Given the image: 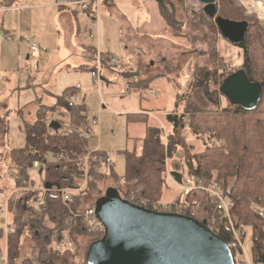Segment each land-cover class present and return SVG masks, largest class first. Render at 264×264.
<instances>
[{
    "label": "trees",
    "instance_id": "trees-1",
    "mask_svg": "<svg viewBox=\"0 0 264 264\" xmlns=\"http://www.w3.org/2000/svg\"><path fill=\"white\" fill-rule=\"evenodd\" d=\"M155 1L164 26L166 28L172 26L175 23L172 0ZM84 11L95 17L96 11L93 8L88 7ZM201 12L203 13L202 10ZM243 12V8L237 5L235 0H218V16L247 23L243 40L233 45L239 46L243 51L241 69L247 79L250 82L261 83L264 81V73L262 74L264 54L260 51L263 49L260 33L255 28L258 26L256 22L258 20L254 15L244 16ZM251 32L254 34L251 35ZM253 49L257 50V53ZM107 58V54L101 53L102 63L106 62ZM136 72L133 68L122 72L128 79V87L133 90L148 89L154 78L138 80L137 77L129 79L125 75V73L136 75ZM231 73L218 78L215 66L213 69L197 67L192 88L198 89L196 94L202 91L204 96H211L217 90L215 88L209 91V83L217 85L218 79L223 81ZM70 94L67 88L58 96L59 108L66 107V99ZM180 96L182 95H178ZM183 99L178 100L176 96L173 110L165 117L166 128L150 125L144 118L128 114V121H143L146 126L144 135L135 139V142L140 143L139 150L133 147L119 151L124 158L122 179H118L114 171V158L111 164L98 159L99 156L105 157L108 154L101 149L90 155L87 179L84 178L83 156L89 148V139L81 140L76 128L88 120L85 105L66 107L65 116L69 126L65 132H59L58 126L56 128L52 126L45 107L37 110L33 122H23L24 145L8 148L6 165L13 175V187L21 189V195H24L17 198L9 197L7 202L8 212L11 213L10 225L13 226V231L8 232L6 236L7 264H69L66 259L56 263V260L60 259L58 250L54 248L56 241L62 243L66 237L68 244L77 245L80 237L90 238L91 243L102 236L87 233L82 228L80 219L68 212L60 195L50 191L42 194L41 189L45 184L76 190L86 183L83 190L70 194L73 212L84 206L87 193L97 189L98 181L105 178L115 182V186L108 188L115 189L121 197L135 193L139 198L157 201L163 197L169 186L166 178L167 161L175 156L178 150L183 151L181 156L183 161L186 160V166L183 172L168 170L173 180L178 184H191L190 180L194 178L195 182L192 184L196 186L198 184L196 181L199 180L201 181L199 184L204 187H209L212 181H216L223 198L230 202L229 212L236 229L242 236H245L246 228L251 230L254 263L264 264V217H260L255 209L259 206L264 207V85L258 105L251 109L229 103L230 106L221 110L210 111L201 107L197 101L191 100L184 104L182 112H178L179 101ZM185 99H190V96ZM185 129L195 135L207 134L213 140L212 144L204 146L199 151H192L184 133ZM35 161L40 163L35 171L42 174L43 178L42 186L38 189H35L36 183L29 173ZM228 179H232L229 186ZM180 191V196L176 200L180 204L177 211L204 223L221 239L229 242L232 231L227 219L222 217V211L216 207V197L197 187ZM102 195L99 190L97 198L91 199L90 203L95 206ZM40 197L42 201L38 202ZM35 204L39 210L38 214L36 217H29L28 214L34 210ZM45 217L53 227L49 228L43 224L42 218ZM26 233H29L36 249L35 261L21 255L22 237ZM3 235L4 230L0 227V240ZM85 257L86 253L82 264H86Z\"/></svg>",
    "mask_w": 264,
    "mask_h": 264
},
{
    "label": "rangeland",
    "instance_id": "rangeland-1",
    "mask_svg": "<svg viewBox=\"0 0 264 264\" xmlns=\"http://www.w3.org/2000/svg\"><path fill=\"white\" fill-rule=\"evenodd\" d=\"M1 1V0H0ZM3 1L5 3H3ZM2 5H10L11 0H3ZM26 6L27 0H21ZM55 0H42L46 7H40L39 1L35 2L34 6L25 7L20 9V21L22 31L26 30L28 33H32L36 38L41 35L42 49L34 48L33 54L30 52L31 58L26 59L19 58L17 63L15 60L11 64V68L4 69L0 66V94L4 97L0 99V104L3 107H11V112L3 115L4 120L8 126L7 138L9 144L5 141V136L0 133V205L8 202L9 197L17 198L24 196L21 189H16L12 185V174L7 168L9 147H22L24 145V135L22 132L23 122H33L36 117V112L42 105H46L50 108L54 104H57V97L62 91L70 86H80V89H76L74 94H70L72 99L76 103H80L85 99L86 108L88 110V118L92 112H99V129L98 126L94 128L95 134L98 135V140H89L90 147L97 145L99 142L101 149L107 151V153H117V151H123L124 149L133 148V141L129 137L142 136L143 135V121L132 122L129 121L126 127V114L130 111H135L139 106L140 98H137L136 91L130 89L131 95L126 97L124 84L120 79L112 87L105 86L101 80L100 87H96L93 83L90 71L87 69H81L76 71L67 72L65 68L60 69L58 65H64V51L69 47L64 41L65 29L62 26L63 31L58 33V29L54 22V13L57 7L52 5ZM99 0L98 7V26L99 30V48L103 53H112L115 55L117 62H120L122 57H125L119 47L121 46L120 32L125 34V29L119 26V20L110 15L111 6L115 7L122 13L125 18L127 15L131 22L130 33L126 35V43L133 44L142 48L145 44V39H157L156 50L152 55L154 64L152 67L142 66V71L152 72L153 68H157L155 71L156 76L149 78L161 77L168 74V84L161 79V83L158 86H154L157 89L153 91L155 94H151L147 89L144 90V94L149 107L161 109L159 113L164 110H168L174 107L175 98L177 96L179 101V111L182 112L184 104L194 100L207 110L217 111L225 107L230 106L228 100L220 94L218 86L222 80L218 79L217 85L209 83V91L216 88V93L211 96H204L201 91L199 94L198 89H193V76L197 67H205L213 69L216 67V74L218 78L223 74L226 75L230 72L241 69L242 64V49L239 46L233 45L229 41L225 40L214 23V20L203 12H201V2L197 0H172L173 9L172 12L175 16V23L172 26H168L165 30L164 21L159 13L158 7L154 1L145 0ZM261 1L264 6V0ZM218 4V0H216ZM236 4L241 6L244 10V16L254 15L258 21V29L263 49L260 51L264 54V20L261 19L251 6L249 0H235ZM143 4V5H142ZM14 11V10H13ZM138 12H150L147 13L151 18L150 25H137ZM204 14V15H203ZM134 17V18H133ZM137 17V18H136ZM113 19V20H112ZM149 19V20H150ZM70 26L75 29L73 19L70 18ZM254 22L253 20H250ZM27 23L26 25H24ZM85 25V22H82ZM144 25V26H143ZM93 26H89L86 31L87 43L91 44L96 40V31ZM122 28V29H121ZM93 30L95 33V39L90 38L89 34ZM253 31H255L253 29ZM254 34L251 32V35ZM124 37L122 36V39ZM14 41L13 46L19 44L21 40L12 36ZM22 45H24L22 43ZM255 47V45H253ZM16 50V49H14ZM254 50V49H253ZM11 54V49L8 50ZM257 53V50H254ZM97 55V52H95ZM12 54H15L14 51ZM95 55V56H96ZM10 56V55H8ZM11 59H7V64ZM116 64V63H115ZM103 65H107L105 62ZM155 66V67H154ZM135 70V69H134ZM124 71H127L125 69ZM52 73L54 77H52ZM137 73V72H136ZM264 73V70L262 74ZM125 75L131 79L137 77V74L125 73ZM134 75V76H133ZM132 76V77H131ZM126 78V77H125ZM127 79V78H126ZM128 80V79H127ZM140 80V79H139ZM142 83V82H141ZM24 87L17 89V86ZM153 87V88H154ZM152 89V88H151ZM107 90V91H106ZM176 92V94H175ZM122 95V96H121ZM151 95L157 96V98H151ZM178 95H182L178 97ZM100 96L103 97L101 102ZM175 96V97H174ZM190 96V99H185ZM50 100H54L50 104ZM103 104V106H102ZM157 105V106H156ZM57 108H59L57 106ZM55 108V109H57ZM54 109V110H55ZM48 118L52 120L56 119L60 121L59 132H65L68 130L69 121L67 117L61 113L51 112L50 109L45 107ZM65 111V109H63ZM20 113V114H19ZM51 113V116L49 114ZM159 116V115H157ZM49 118V119H50ZM188 121V119H186ZM132 122V123H131ZM100 133L98 134L97 132ZM188 142L191 144L192 151H199L204 146L212 144L213 140L208 137L207 134L195 135L191 131H184ZM139 150V145L135 146ZM175 156H172L167 161L166 178L168 181V189L164 192L161 199L153 202L168 203L177 202V198L180 196V189H190L188 187L192 185L178 184L168 173V170H185L186 160L183 161L182 150H178ZM114 171L118 179L123 178L124 174V158L122 155L114 157ZM13 173V172H12ZM29 173L32 180L36 183L35 189L42 186V174L37 173L35 170L30 169ZM199 180L196 181L198 183ZM201 182V181H200ZM199 182V183H200ZM213 182V181H212ZM228 186L232 182V179H228ZM115 186V182L110 178L99 180L96 184L97 189L88 192L83 202V205H89L90 200L97 198V192L101 190V195L105 189L110 186ZM211 186V185H210ZM209 186V187H210ZM84 187V184L81 185ZM218 191V189H217ZM220 191V187H219ZM22 204V202H21ZM36 205V206H35ZM34 205V210L31 211L28 216L36 217L38 214L37 204ZM230 208V207H229ZM224 211H222L223 217ZM230 213V212H229ZM230 219L226 220L232 227L239 239L242 242L243 251L241 248L236 250V259L240 263L255 264L252 258V240L251 230L245 229V236H242L241 232L236 229L232 217L229 214ZM3 218V216H2ZM11 213L7 214L6 221L10 225ZM226 219V218H225ZM43 224L49 228L53 227V224L48 219L42 218ZM1 222V220H0ZM3 222V220H2ZM7 233H4L3 238L0 240V249L6 247ZM65 236V234H64ZM232 239V238H231ZM90 244V238L80 237L77 240V245L68 244L67 238L64 237L62 243L57 241L54 244V248L58 250L60 259L56 260L59 263L61 259H66L69 264H82L88 245ZM21 255L24 257H30L34 261L36 260V249L31 241L29 233H26L22 237ZM247 259H246V256ZM248 262V263H247Z\"/></svg>",
    "mask_w": 264,
    "mask_h": 264
},
{
    "label": "water",
    "instance_id": "water-1",
    "mask_svg": "<svg viewBox=\"0 0 264 264\" xmlns=\"http://www.w3.org/2000/svg\"><path fill=\"white\" fill-rule=\"evenodd\" d=\"M198 1L225 40L232 44L243 40L245 21L217 16L215 0ZM263 85L264 81L250 82L239 69L229 74L218 90L230 104L251 109L258 105ZM95 214L104 232L89 244L86 264H235L227 242L204 223L179 212L135 205L113 188L96 201Z\"/></svg>",
    "mask_w": 264,
    "mask_h": 264
},
{
    "label": "crops",
    "instance_id": "crops-1",
    "mask_svg": "<svg viewBox=\"0 0 264 264\" xmlns=\"http://www.w3.org/2000/svg\"><path fill=\"white\" fill-rule=\"evenodd\" d=\"M2 1L3 0L0 1V66H3L2 68H4V69H9V68H11L9 66H11V64H13L14 60L18 63L19 58H21V59L23 57H25L26 59L31 58L29 53L30 52L32 53L34 48L29 47L27 45V43L24 41V38H28L30 40V42H35L37 44V48L35 47L36 49H38V48L42 49V46H43L41 35H39V37L36 38L34 34L28 33L26 30L22 31L20 14H19L20 9H25V7L34 6L35 2H37V1H39V4H42V6L39 5L40 7H46L47 5L45 3H42V0H27L28 2L26 4V6L23 4V2L21 0H11V1L6 0V1L11 2L10 5H2ZM112 1L113 0H110L109 3L110 2L112 3ZM145 1H150V0H145ZM151 1H154L157 5V2L155 0H151ZM3 3H5V2L3 1ZM52 5L57 7L56 12L54 13V16H53L55 26L57 27L59 34H61V32L63 31L62 26L66 27V29H65L66 33H65L64 41L68 44V47H69L66 51H64V54H65V57L63 59V60H65L64 65H62V64L58 65V67L60 69L65 68V70L67 72H70V71H76V70H81V69L85 68L88 71H90L95 64V55H96L95 52L107 54V56H112V57L116 58L115 55H113L112 53H103V51L99 48V44H100L99 43V30H100V27L98 26V24H99L98 13H97L98 9L96 11L95 17H91L89 15V13H86L85 11H82V10H80L74 6H66V7L62 8V7L57 5L56 0L52 3ZM98 7H99V4H98ZM157 7H158V5H157ZM110 8H111L110 15L113 16L114 18L118 19L119 20V26H121L122 28L125 29V34H122V30L120 32L121 33L120 34V37H121V44L120 45L121 46L118 49L119 51L122 52V54L125 55V57H122L120 59L119 63L116 60L115 61L116 64L115 63L114 64H107L105 62L107 65H103V67L101 68V80L104 82L105 86L112 87L113 85H115L116 82H118V79H120L122 81V83L124 84L126 97H128L131 95V93H130L131 88L128 87V85H127L128 80L124 77L122 72L125 69L133 68L137 71L136 74H137L138 80L139 79L145 80L149 77L156 76L155 71L157 70V68L155 66H154L155 68H153L154 71H152V72L142 71V66L152 67V65L154 64V59H153L152 55L155 53V51H157L156 50V44H157L156 41L158 38H156V39H153V38L152 39H145V41H144L145 45L142 48H139L138 46H135V45L130 44V43L127 44L126 43L127 41H125V37H126V35H128L130 33V30H133L131 27V22L129 20V18H131V17H129L127 15L124 18L122 13L119 12L115 7L111 6ZM147 13H150V12H147ZM147 13L146 12H138V15H137L138 21L136 23L137 25H141V24H144L147 26L150 25V21H151L150 18L151 17ZM70 18L73 19V24L75 26V29L70 26V23H71ZM82 22H85V25H82ZM26 24L27 23H25L24 25H26ZM88 25L93 26L94 27L93 29H95V31H96L95 32L96 33V40L93 42V39H91V41H92L91 44H88L87 40H86L87 39L86 31H87ZM162 29L165 30L166 27L164 26ZM95 33L93 32V30H91L89 37L95 39ZM7 35L17 37L21 40V42L19 44H16V46H13L14 41L11 39H7L6 38ZM122 36L124 37L123 39H122ZM22 43L24 45H22ZM9 49H11V54H9V52H8ZM14 49H16V50H14ZM13 51L15 54H12ZM8 55H10V56H8ZM7 59H11L9 64H7V62H6ZM52 77H54L53 73H52ZM168 77L169 76L167 73L161 77H156L155 79L152 80V82L150 83V87L147 90H149L151 94H154L153 91L156 90L155 93L157 94L156 87L158 86V83H161V79L164 78V81L168 84V81H169ZM154 86H156V87H154ZM15 88L22 89L24 87H21L19 85ZM67 88L70 90L71 94H74L76 89H80V86L74 85V86H70ZM67 88H65L63 91H65ZM134 91H136V94L138 93L136 95L137 98H140L139 106L137 107V109L135 111L127 112V114H126V127H127L128 123H130L127 119L128 114H134L136 116H139L140 118L141 117L144 118L146 123H148L150 125H159V126H162L163 128H166L167 123H166L165 117L170 111L173 110V107L159 113V111L161 109H159L158 107L156 109L149 107L148 103L146 102L147 100L145 99V97H148V96L146 95V93L144 94V90L135 89ZM175 94H176V92H175ZM3 97L4 96L0 94V99ZM151 98H157V96L151 95ZM67 99H71L73 101L71 95H69L67 97ZM51 102H54V100H50V102H49L50 104H53ZM74 103H75V105L83 104V105H85V108H86L85 99H83L80 103H76V102H74ZM42 107H46L48 109L52 108L51 112H53V111L56 113L59 112V113L65 115V111H66L67 106L57 108V104L56 105L54 104L53 106H50V108L46 105H42ZM53 108L54 109L57 108V109L54 110ZM63 109H65V111ZM12 110H13V108L3 107V105L0 104V133L1 134L3 133L2 135L5 136V141H7V144H9V140L7 138L8 126H7L6 121L3 118V115H5V113L11 112ZM86 112H87V116H89L87 108H86ZM157 115H159V116H157ZM49 116H51V113L49 114ZM49 120L51 122H54L53 127L58 126V130H59V126H60L61 122L56 120V119L52 120L51 118ZM136 121H138V120H135L132 122L134 123ZM55 124H56V126H55ZM143 126H144L143 127V135H144L145 126H146L145 122H143ZM98 129H99V126H98ZM92 133L95 134L94 128H92ZM97 133L99 134L100 131ZM142 136L129 137V139L133 141V145H134L133 147H135L137 144L140 146V143L135 142V139L141 138ZM94 139L98 140L97 136L94 138H90L89 140H94ZM88 146L90 149H93L96 147L98 149H101L99 142L97 143V145H94L93 147H90V145L88 143ZM101 150H103V149H101ZM117 152H119V151H117ZM12 177H13V175H12ZM1 243L2 242L0 241V244Z\"/></svg>",
    "mask_w": 264,
    "mask_h": 264
},
{
    "label": "built area",
    "instance_id": "built-area-1",
    "mask_svg": "<svg viewBox=\"0 0 264 264\" xmlns=\"http://www.w3.org/2000/svg\"><path fill=\"white\" fill-rule=\"evenodd\" d=\"M56 3L60 7L74 6V7L78 8L82 11H84L88 7H91L95 11H97L99 0H56ZM6 38L12 39V36L7 35ZM24 41L31 48L37 47V44L35 42H30V40L28 38H24ZM105 61L107 64H114L116 59L112 56H108V58ZM101 68H102L101 53L98 52L97 55L95 56V64H94L93 68L90 70V75L92 77L93 83L98 88L101 85ZM100 98H101V102H103V97L100 96ZM74 105H75L74 101H72L71 99H66V106L67 107H71ZM98 124H99V112L98 111L92 112L90 114V119L88 118L87 122L84 125H81V126L76 128V133H77L78 137L81 140L86 141L90 138H94V137L98 136V135L92 133V128L97 127ZM97 150H98L97 147L93 148V149L87 148V152L83 156L84 178L85 179H87L88 159H89L90 155L95 153ZM119 156H120L119 152H117L116 154L115 153H113V154L108 153L105 157L99 156L98 159L101 162H105L106 164H111L112 159L114 157H119ZM39 166H40V163L35 161L33 163L32 169L36 170ZM190 182H191V184H188V185H192V186H190L188 188H194V187L201 188V189L205 190L206 192H208L211 196L216 197L217 209L224 211L223 218H226L227 220L230 219V217H229L230 202L223 198L221 190L219 191L220 186L216 181H213L212 185L210 187L201 186L199 184V182L195 186L194 184H192V182H195L194 178H191ZM85 186H86V183H84V187H81V188L76 189V190L75 189H68V188H61L57 185L52 186L50 188H46L44 186V187H42L41 191H42V194L45 193L46 191H50L52 193L60 195L61 201L64 204V206L66 207V209L68 210V212L72 216L78 217L80 219L82 228L87 233L94 234V235L103 234L104 227L98 221V219L96 217L95 206L93 204L90 203L89 205L82 206L75 212H73V210L71 209L70 194L74 193L78 190H83L85 188ZM184 189H186V185L184 186ZM217 189H218V191H217ZM122 198L126 199L127 201H129L135 205H139V206H142L144 208L154 210V211L178 212L177 210L180 207V204L178 202H175V201L174 202H168V203L153 202V201H149V200L144 199V198H139L136 196L135 193H130L126 197H122ZM41 199L42 198L40 197L38 199V202H41L42 201ZM255 209H256L257 214L260 217H264V207L259 206V207H255ZM7 214H8V205H7V201H6L5 204L0 205V220H1L0 227L3 228L4 233H8V232L13 231V226L9 225L8 222L6 221ZM2 216H3V218H2ZM2 220H3V222H2ZM231 231H232V239L229 242H227V245L229 246V248L232 251L234 263L235 264H245V263H240L236 259V250L238 252L237 248L239 247L243 251V246H242V242L240 243L239 239L237 238V234L232 227H231ZM238 254H239V252H238ZM246 259H247V256H246ZM0 264H7L6 247H4L3 249H0Z\"/></svg>",
    "mask_w": 264,
    "mask_h": 264
},
{
    "label": "bare ground",
    "instance_id": "bare-ground-1",
    "mask_svg": "<svg viewBox=\"0 0 264 264\" xmlns=\"http://www.w3.org/2000/svg\"><path fill=\"white\" fill-rule=\"evenodd\" d=\"M251 6L254 8L259 17L264 20V6L261 1L249 0Z\"/></svg>",
    "mask_w": 264,
    "mask_h": 264
},
{
    "label": "flooded vegetation",
    "instance_id": "flooded-vegetation-1",
    "mask_svg": "<svg viewBox=\"0 0 264 264\" xmlns=\"http://www.w3.org/2000/svg\"><path fill=\"white\" fill-rule=\"evenodd\" d=\"M202 4V3H201ZM215 5H216V13H217V2H216V0H215ZM201 10L203 11V4H202V6H201ZM218 16V15H217ZM214 20V19H213ZM215 23V22H214Z\"/></svg>",
    "mask_w": 264,
    "mask_h": 264
}]
</instances>
